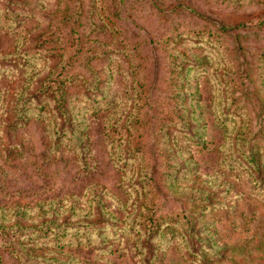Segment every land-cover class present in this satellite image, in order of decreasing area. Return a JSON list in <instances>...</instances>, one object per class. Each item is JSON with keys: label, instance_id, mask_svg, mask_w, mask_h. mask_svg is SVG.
Here are the masks:
<instances>
[{"label": "rangeland", "instance_id": "374dc122", "mask_svg": "<svg viewBox=\"0 0 264 264\" xmlns=\"http://www.w3.org/2000/svg\"><path fill=\"white\" fill-rule=\"evenodd\" d=\"M0 264H264V0H0Z\"/></svg>", "mask_w": 264, "mask_h": 264}]
</instances>
